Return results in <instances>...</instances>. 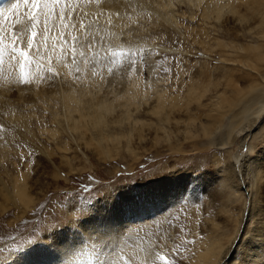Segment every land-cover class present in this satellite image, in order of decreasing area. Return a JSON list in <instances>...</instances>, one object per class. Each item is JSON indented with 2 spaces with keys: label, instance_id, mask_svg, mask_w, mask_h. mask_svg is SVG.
Wrapping results in <instances>:
<instances>
[{
  "label": "bare ground",
  "instance_id": "bare-ground-1",
  "mask_svg": "<svg viewBox=\"0 0 264 264\" xmlns=\"http://www.w3.org/2000/svg\"><path fill=\"white\" fill-rule=\"evenodd\" d=\"M147 1L96 0L82 7L79 0H62L61 9H63L64 19L63 21L60 19L61 9L53 11L51 19L55 27L53 31H49L46 48L39 44L43 39V17L37 29L36 46L40 47L42 56L39 64L44 68L47 67L41 89L32 94L29 93L31 94L29 96L27 93L34 89L28 84H18L15 89L12 86L9 87V81L18 82L20 69L19 65L11 61L6 54L3 64L0 65V114L4 113L3 117H8V123L11 122L18 128H26L27 124L29 125V117L36 118L34 113L38 112L39 107H36L38 102L43 106L45 113L50 112L51 123L55 125V129L48 133L55 137H61L62 133H66L71 140L83 143L85 152L94 151L96 154L89 155L100 161L115 160L119 156L115 153L119 151L128 154L132 157L131 159H138L137 150L144 143L150 145V149L168 148L171 153H175L180 151L179 144L183 143H180V138H183L185 142L206 140L209 142L206 148L217 141L220 146H228L237 141L233 132L240 130L239 127L243 123L250 122L251 117H255L256 120L264 114V0H243L250 6L249 17L240 15L237 2L232 0H207L201 13L206 21L222 20L219 27L224 30L228 23L226 15L231 12L236 16L240 29L244 33L237 36L235 33L239 27L237 29L234 27L233 41L230 43L217 41L214 47L228 48L234 55V62L246 68L249 77L233 76L232 73L223 75L220 83L216 81L213 83L215 92L209 90L211 81H189V85L185 84L182 89L175 92L177 94L173 95L167 89H158L159 86L153 85L151 81L146 82L129 66L120 78L115 73L120 71L117 68L125 63L129 56L127 48L136 45L135 37L129 34L131 25L129 16L126 15L129 12L128 9L141 8L149 15H155L167 23L170 22L171 16H167L170 0ZM0 2V11H2L9 9L6 5L11 8L17 0H0ZM257 10H260L259 13ZM27 12L28 8L21 3L20 7L11 11L12 15H9L10 20L7 23L3 21L4 17L0 18V35H3L6 44L11 42V33L15 25L14 30L18 34L23 33V39L18 40L17 44L27 48L31 29V23L25 15ZM9 13L10 11L5 12V15ZM133 13H131L132 17H134ZM17 19L21 21L20 24H16ZM81 24L84 25L83 28ZM65 25L68 26L65 27ZM244 34L251 37V42L256 44L238 45L235 39L242 38ZM62 35L63 38H61ZM122 36L124 38H121ZM35 51L34 46L30 50V55L35 56ZM103 61L106 63L105 67L101 64ZM89 62H93V65L90 66ZM36 66L37 62L34 60L25 71L30 75ZM106 67L115 72L112 74ZM219 87L220 89L217 90ZM207 93L212 94L216 102L203 107L200 105L202 108H194ZM20 106H30L33 109L34 113L27 116L29 119L18 112ZM146 114L148 121L141 119ZM255 120L252 122L254 123ZM250 123L249 126L247 125L249 129ZM2 124L6 123L2 122L0 117V140L6 136L1 131ZM261 126H264V123ZM245 128L246 126L242 127L241 132ZM59 129L62 131L60 132ZM12 134L8 137H13ZM216 134L220 136H218L219 140L216 139ZM230 137L231 140H229ZM192 146L195 148L194 143ZM2 151L3 148L0 147V153ZM63 152L68 154L70 151L63 149ZM84 154L83 152V160H79L82 164L87 160ZM0 161H2L1 157ZM65 163L69 166L72 164ZM246 163L248 160H244L243 164ZM69 166L68 170L72 172V167ZM18 169L19 167L16 170L18 173L11 179L12 183L10 182L11 191L8 190L7 183L0 175L1 191L6 192L3 196L4 206L0 205V213L7 210V201L13 205L18 204L24 210L30 209L35 203L27 183L29 175L19 172ZM250 170L251 173L259 174L256 182L264 179V166L261 164L251 167ZM38 172L42 174L41 171ZM181 177L183 181L187 180ZM159 183L156 182L147 187L143 197L139 192L140 196L129 198V201L121 199L111 203L105 202L106 205L103 206L98 203L95 207H101L97 210L90 208L91 214L86 219L88 225L84 229H79L82 234L73 232L78 229V225L76 228L65 225L50 241L44 240L28 249L24 248L14 257H5L1 264H152L153 258L159 253L152 249L150 243L147 245L149 241L145 236H139L138 240L136 239L137 243L146 244L145 254L139 258L128 251L120 253L116 258L105 256L100 259L105 252L101 250L103 247L96 248V245L91 242L108 238L110 246L120 243L128 226L135 225L136 229V226L141 223L146 226L144 219L149 218L151 214H156L164 204L169 205L185 190V182L182 180L173 183L165 181L162 185ZM251 213H253L252 219L256 217L261 221L256 222L258 229L254 231L245 249H242L239 264H264V198H261L259 209L254 211L252 208ZM74 216L72 214V217ZM243 216L244 211L234 220L236 231L241 229ZM234 233L235 230L229 234L225 243L220 236L210 237L212 240L204 246L203 251L196 253L198 255H195L197 256L195 264H224L221 261L226 260V255L229 254L228 249H231L234 243L231 239L234 238ZM139 234L142 233L139 232ZM254 237L256 242L252 241ZM82 241L85 242L84 246L74 250ZM229 242L231 245L226 249ZM236 255L238 257V254ZM229 256L232 262V256ZM124 257H128L130 263L124 262Z\"/></svg>",
  "mask_w": 264,
  "mask_h": 264
},
{
  "label": "rangeland",
  "instance_id": "rangeland-1",
  "mask_svg": "<svg viewBox=\"0 0 264 264\" xmlns=\"http://www.w3.org/2000/svg\"><path fill=\"white\" fill-rule=\"evenodd\" d=\"M95 1L79 0V3L84 7ZM196 1H199L198 4ZM232 1L237 2L240 15L249 17L248 3L243 0ZM170 2L167 16H171H169L171 23L155 15H149L141 8L127 10L129 12L126 15L129 16L131 25L129 34L135 37L136 45L127 48L129 56L125 63L117 68L120 69L118 72L111 69L112 74L115 72L120 78L129 66L143 80L158 85V89H167L172 95L185 84L189 85V81H211L209 90L215 92L213 83L214 81L220 83L223 75L232 73L233 76L249 77L247 69L234 62V55L228 48L214 47L217 41L223 43L233 41L234 27L236 29L239 27L235 33L237 36L244 33L235 15L231 12L226 15L228 23L224 30L219 27L222 20L214 22L213 19L206 21L202 18V9L207 0H170ZM6 7L10 9L8 5ZM61 8L62 4L56 6L54 11ZM259 11L257 10V13ZM130 12L137 15L133 13L134 17H132ZM9 15H12L11 11L4 16L5 23L10 20ZM49 26L50 31H53L55 23L51 18ZM63 37L62 35L61 38ZM235 41L238 45L256 44L251 42L252 38L247 34ZM101 64L106 65L104 61ZM89 65L92 66L93 62H89ZM42 66H36L30 74L32 82L28 85L34 90L27 93L29 96L41 89L44 75L47 73V67ZM18 84L20 83L9 81V87L12 86L14 89ZM219 89L220 87L217 90ZM211 102H216V98L207 93L194 108L208 106ZM36 107H39V113L37 111L34 113L30 106L18 108L20 114L25 115L26 119L30 118L26 128H18L13 123H8V117H3L4 113L0 114L1 121L6 123L1 126V131L6 135L0 140V147L3 148L0 153L1 178L11 191V179L18 173L16 170L19 167V172L28 173L27 183L32 198L35 199L34 205L25 210L18 204L13 205L7 201V210L0 213V264L5 257H14L24 248L28 249L44 240L50 241L65 225L67 227L72 225L75 228L78 225V229L73 232L82 234L79 229H84L88 225L86 219L91 214L90 208L97 210L106 205L105 202L111 203L121 199L129 201V198L140 196L139 192L143 197L146 188L156 182L162 185L165 181L173 183L180 180L185 182L184 192L176 196L169 205L164 204L156 214L144 219L146 226H143V223L136 226L137 229L135 225L128 226L123 241L112 246L108 244V238L91 242L96 248L103 247L101 250L105 252L100 259L105 256L116 258L120 253L128 251L134 253L137 258L143 257L146 244H139L136 239L145 236L149 241L147 245L150 243L152 249L159 253L153 258L152 264H166V262L195 264L197 259L195 255H198L196 253L203 251L204 246L212 240L210 237L220 236L225 243L229 234L235 230L233 234L235 239L231 238L234 243L231 249L228 248L232 241L226 245L229 254L221 263L239 264L242 249H245L254 231L258 229L256 222L261 221L256 217L251 218L253 216L251 209L257 211L261 198H264V179L256 182L259 174L251 173L250 169L257 167L258 164L264 166V126H261L264 123L262 122L264 114L256 120L255 117H251L250 122L255 120L254 123L248 121L239 127L240 130H235L233 136L237 141L228 146H220L217 141L206 148L209 145L206 140L185 142L180 138V143H183L179 144L180 151L175 153H171L168 148L150 149V145L144 143V147L141 146L137 150L138 159H131V156L119 151L115 153L119 154L115 160L100 161L89 155L96 154L94 151L85 152L83 143L71 140L66 133H62L61 137L48 133L55 129V125L51 123L50 112L45 113L43 106L38 102ZM33 113L36 114V118L28 116ZM146 117L147 114L141 119L148 121ZM249 123L250 129L247 127ZM245 126V130L241 132V128ZM44 128L46 132L43 131ZM10 134L13 137H8ZM216 135V139L219 140L220 136ZM193 143L196 149L192 146ZM63 149L70 152L67 154ZM83 152L87 156V160L83 163L85 166L79 162L83 160ZM2 154L5 156L2 157ZM244 160H248L245 165ZM65 162L72 164L69 166ZM68 166L72 167V172L68 170ZM181 176L187 180L183 181ZM5 194L6 192H2L0 188L2 206H4ZM98 203L102 205L95 207ZM243 211L241 229L236 231L234 220ZM72 214L75 216L72 217ZM255 238L253 242H256ZM83 244L84 241L74 250L83 247ZM229 255L232 256V262L229 260L231 259ZM161 256L165 257V261L160 259ZM124 262L130 263L128 257H124Z\"/></svg>",
  "mask_w": 264,
  "mask_h": 264
},
{
  "label": "snow or ice",
  "instance_id": "snow-or-ice-1",
  "mask_svg": "<svg viewBox=\"0 0 264 264\" xmlns=\"http://www.w3.org/2000/svg\"><path fill=\"white\" fill-rule=\"evenodd\" d=\"M62 0H17L10 9L0 11V18H3L5 12L14 11L20 7L21 3L28 8V12L25 13L28 21L31 23L30 35L27 39V48H23L17 44L18 40L23 39V33H17L15 25H13V31L11 33V42L5 43L3 35H0V65L4 62V57L7 54L11 61H15L19 65L20 74L18 82L22 85H27L32 82V78L29 73L25 71L26 67L31 65L34 60L37 62V67L40 66L39 59H42L40 47L36 46V37L38 35L37 29L41 25V18L43 17V39L39 42L40 46L47 47V41L49 39V20L53 15L54 8L60 5ZM61 21L64 19L63 9H61L60 15ZM19 19L16 20V24H20ZM68 25H65L67 27ZM83 28L84 25L81 24ZM75 39V38H74ZM36 47L35 56L30 55V50ZM49 71L51 68L49 67ZM111 71V69H109ZM247 151V150H245ZM161 260H165V257L161 256ZM167 264V262H166Z\"/></svg>",
  "mask_w": 264,
  "mask_h": 264
}]
</instances>
